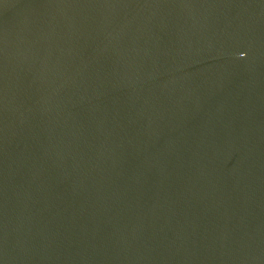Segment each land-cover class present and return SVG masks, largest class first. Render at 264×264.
Returning a JSON list of instances; mask_svg holds the SVG:
<instances>
[{"label":"water","instance_id":"1","mask_svg":"<svg viewBox=\"0 0 264 264\" xmlns=\"http://www.w3.org/2000/svg\"><path fill=\"white\" fill-rule=\"evenodd\" d=\"M0 264H264V0H0Z\"/></svg>","mask_w":264,"mask_h":264}]
</instances>
